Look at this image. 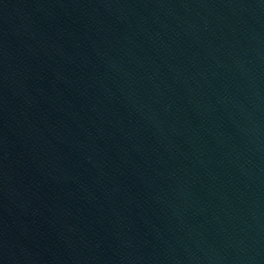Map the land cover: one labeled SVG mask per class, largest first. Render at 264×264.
<instances>
[{
	"label": "water",
	"instance_id": "obj_1",
	"mask_svg": "<svg viewBox=\"0 0 264 264\" xmlns=\"http://www.w3.org/2000/svg\"><path fill=\"white\" fill-rule=\"evenodd\" d=\"M0 264H264V0H0Z\"/></svg>",
	"mask_w": 264,
	"mask_h": 264
}]
</instances>
